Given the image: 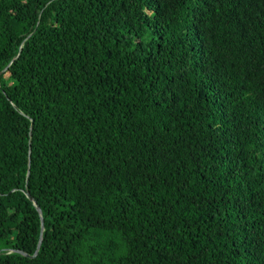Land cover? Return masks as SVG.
<instances>
[{
	"label": "trees",
	"instance_id": "obj_1",
	"mask_svg": "<svg viewBox=\"0 0 264 264\" xmlns=\"http://www.w3.org/2000/svg\"><path fill=\"white\" fill-rule=\"evenodd\" d=\"M0 264H264V0H0Z\"/></svg>",
	"mask_w": 264,
	"mask_h": 264
},
{
	"label": "water",
	"instance_id": "obj_2",
	"mask_svg": "<svg viewBox=\"0 0 264 264\" xmlns=\"http://www.w3.org/2000/svg\"><path fill=\"white\" fill-rule=\"evenodd\" d=\"M25 196H26L30 201L33 202V205L35 206V208H36V210H37V212H38V214H39V216H40V222H41V225H40V236H39V240H38V243H37V248H36L34 254H33L32 256H29V255H27V254H25V253H22V254H23L24 256H26V257H35L36 254H37L38 248L40 247L41 240H42L43 224H42V218H41V211H40V208H39L38 206H36L35 202L33 201L32 197L29 195L28 192H25Z\"/></svg>",
	"mask_w": 264,
	"mask_h": 264
}]
</instances>
